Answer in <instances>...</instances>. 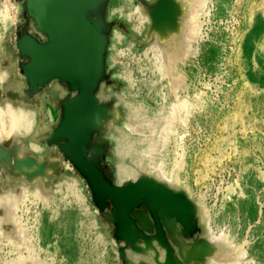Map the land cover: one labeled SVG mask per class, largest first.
Wrapping results in <instances>:
<instances>
[{"label":"rangeland","instance_id":"rangeland-1","mask_svg":"<svg viewBox=\"0 0 264 264\" xmlns=\"http://www.w3.org/2000/svg\"><path fill=\"white\" fill-rule=\"evenodd\" d=\"M6 1L9 11L4 8ZM4 2L0 0V67L5 69L13 61L14 47L16 75L25 83L16 103L31 110L36 123L44 113L43 100L44 109L51 108L53 123L40 137L28 132L20 136L21 148L34 142L50 154L43 163L24 162L30 157L20 146L0 152L2 193L16 194L19 182L40 178L51 195L47 200L24 194L17 215L25 225L28 248L34 251L22 250L11 231H2L1 264H11L20 256L38 264H152L153 259V264H172L163 254L165 246L179 264H264V0H203L197 8L199 37L183 39L187 57L176 68L184 77L181 96L189 101V111L167 147L157 141L158 128L151 141V131L144 125L156 124L174 96L169 76L158 65L160 49L152 36L153 23L142 15L151 0H121L118 9L115 0L86 4L77 0L79 19L92 33L91 37L78 31L63 35L65 39L78 36L70 37L69 50L79 63L87 61L85 74L72 78L53 69L62 55V50L57 49L56 55L53 51L56 32L66 20L64 1L49 3L59 12L52 22L46 21L49 25L35 17L30 0ZM53 33L55 44L48 47ZM88 39L94 40V48ZM25 44L29 46L24 48ZM34 45L42 50L32 51ZM39 69H48L49 77L35 83L31 72ZM76 80L92 86L82 107L83 92L74 85ZM55 83L60 89L54 100ZM103 86L113 90L110 98L98 96ZM116 92L125 105L116 107ZM9 95L0 83L1 110ZM118 113L126 114L123 129L127 133L132 128L131 141L138 137L142 141L132 144V153L115 162L116 142L110 135L116 134H108L106 123ZM17 156L24 163L17 162ZM51 159H57L52 175L45 172ZM148 161H153L158 177L144 166ZM34 165L39 169L33 170ZM16 167L21 172H15ZM170 174L176 184L168 187L164 179ZM29 176L35 178L28 182ZM193 204L204 209L206 220L200 223L191 217V228H187L176 213ZM142 222L150 228H142ZM175 229L180 230L186 254L196 244L209 240L214 245L225 239L236 258L223 256L221 261L206 263L191 257L184 263L168 234ZM159 232L163 239L158 242ZM156 252L163 253L156 256Z\"/></svg>","mask_w":264,"mask_h":264},{"label":"bare ground","instance_id":"bare-ground-1","mask_svg":"<svg viewBox=\"0 0 264 264\" xmlns=\"http://www.w3.org/2000/svg\"><path fill=\"white\" fill-rule=\"evenodd\" d=\"M68 1L69 2H67V3L70 4V6L72 8L70 7L71 8L70 9V8L66 7L65 5H64V7H62L64 10V16L63 17L66 18V20L63 23V25L58 28V30L56 32V35L58 38V43H56V45L54 46V50H57V49L62 50V55L60 57H58L59 64H56L55 68H53V69L57 72V74L62 73L66 77L72 78L73 76L78 77L79 75L85 74V71H86L85 66H86L87 61L84 60L83 63H79L77 58H75L74 54L68 49L69 46H66L64 44V42H66V39L63 37V35L65 36L66 33L78 31V32H81L83 35H86L87 37H91L90 33H92V32L89 30V28L85 24H83L81 22V19H79V16L77 13L78 8L75 9V7L77 6L76 5L77 0H68ZM3 2H4V0H3ZM120 2H121V0L120 1L115 0V9L120 8V6H121ZM202 2H203V0H151V5L148 8L142 10V15H144V17L147 16V17L151 18L150 22L152 21L153 28H154V30L152 32L153 33L152 36H153L154 40L156 41L157 46L159 45L160 51L158 52V55L156 58H157L158 63L159 62L160 63L159 64L156 63V66H157V64L161 65L160 70L164 71V73L167 76H169V83H171L169 85H171V87L174 91V96L172 97V99L168 105V109H165V112L164 113L162 112L163 113L162 115L161 114L158 115V116H160V115L161 116H160L158 121H155L157 125L153 122H150V121L145 122V124H144L146 127V130L148 129L149 131H151V141L153 139L152 134L157 133V131L154 129L158 128L157 141L158 142L160 141L161 145H162V143H164V146H162V147H167L168 146L167 144L170 141H172L171 139L172 138L174 139L173 136L176 133V130H178L177 125H179L178 124L179 121H181V122L184 121L186 119L188 111H189L188 110V107L190 106L189 101L186 99V97L181 96V92H183V90L185 89L184 77H183L182 73L177 71L176 68H177V63L179 61H183L187 57V51H186V48L184 47L185 44H184L183 39L186 37L187 40H189L188 38L195 40L199 37L198 35H199V13L200 12L198 13L197 8L199 9V6L202 4ZM49 3H51V0H34L35 6H39V10H40V12H42L43 16L45 17V21L52 22V19L54 17L59 16V12L57 11L58 10L57 8L55 10H53V8H51V5ZM4 8L6 11H9L11 9L10 5L7 1L4 2ZM35 11H36V9H35ZM138 13H139V11H138ZM67 15L69 17H66ZM6 17L8 18V16H6ZM136 21H137V19H136ZM52 26H55V25L53 24ZM135 29L136 28H134V30ZM8 30H9V28H8ZM150 34H151V32H150ZM150 34H149V36H150ZM148 40H149V38H148ZM150 41H152V40H150ZM151 45H152V43H151ZM28 46H29L28 44H25L24 48H27ZM34 46H36V45H34ZM41 50H42L41 47H38V46L32 48V51H34V52H36V51L40 52ZM11 51H12L13 61L10 64H8L7 67H5V69H2L0 67V83H3L4 87L6 89H8L9 94H10L9 99L5 102V105L3 108L4 112H3V110L0 109V113L2 114L1 117L3 119L1 124H0V152L2 150L3 151L4 150H12V149L18 150L20 143H21V140H22L20 136L23 132H28L30 134L37 133V135L42 134V132L44 133V132H46V130L49 131L50 129H52V123H53L52 117H51V108L48 107L47 109H44L45 104H44L43 100L41 101L42 102L41 110H42V113H43V111H44V113H43L42 117H40L41 115L39 116L40 119L36 123H33V119L36 117V115L34 116L32 114L33 112H31V110H28V109L26 110L25 108L21 107V105H18L16 103V97L18 96V93H19V91H21V89H22V91H24L23 89H25L24 88L25 83H24L22 78L17 77V75H16L17 74V62L15 61L16 60V50L14 47H12ZM158 70H159V68H158ZM88 74H89V72H88ZM86 75H85L84 79H88L86 77ZM48 77H49V70L48 69H44V70L39 69V70H34L31 72V78L35 83H42ZM59 89L60 88L57 85V83L53 84V86L51 88V92H52L51 95L53 96L54 100L56 99L55 95H57L55 93H57V91ZM112 93H113L112 89H109L108 91H106L105 87L103 86L101 89V92L98 94V96L106 99V98H110ZM115 94H116L117 101H118L116 104V107L120 106V105H125L123 102V98L117 92ZM52 96H50V97H52ZM53 99L51 98V100H53ZM97 100H99V99L97 98ZM38 103L40 104V101ZM38 103H37V105H39ZM98 104H99V101H98ZM125 118H126V114L118 113L117 116L114 117V120H109L106 123V125H107L106 128H108V134H109V132H110V134L112 132H114L116 134L115 136L112 134L110 135V139L112 141L116 142L115 158L113 157L114 158L113 161H115V162H118L122 158L123 155H125L127 153H132L131 152V146L133 148V145L136 142L140 143L142 141L139 137L136 140L134 139L131 141L128 133H131L132 128L131 127L128 128L129 132H127V133L123 129V127H125V125H126L124 123ZM115 119L119 120V122L121 120V122L123 123L121 125V127H120V125H117V122H115ZM130 126H131V124H130ZM125 129H126V127H125ZM146 130H145V135H146ZM154 131H155V133H154ZM142 132H139L140 135L143 134ZM145 135L143 134L142 136H145ZM155 135H157V134H155ZM38 136L40 137V135H38ZM38 136H36V138ZM42 138H44V137L42 136ZM146 140H147V138H146ZM35 141H37V139ZM42 141H44V140H42ZM145 142L147 145V141H145ZM39 147H38V144L34 143V142H31V144H29V145L28 144L24 145L22 147L23 149L20 146V149H22L21 152H23V150L28 151V154L30 157V159L24 160V162L28 163L30 160H32V161L36 160V161H39L38 163H40V161L43 163L45 157L49 156L50 154L43 153V150ZM149 148L151 149L152 147H149ZM136 149H138V148H136ZM148 149L145 148L144 150L148 151ZM3 155H4V153H3ZM5 156H6V154H5ZM18 156L20 157V155H18ZM18 156L16 157L17 162L22 163L23 162V161H21L22 158L20 160V158ZM21 156L23 157V155H21ZM52 157L54 158V156H52ZM56 157H57V155H56ZM1 160L2 159H0V161ZM54 161L57 162V159ZM54 161H52V159H51V162L47 165V168H45V172H47L46 174L50 173L52 175V171L54 170L53 168H54V164H55ZM3 163H4V161H3ZM35 163H37V162H35ZM31 164H32V162H31ZM37 165H34V168ZM19 166L21 168V164ZM144 166H148L146 168L150 167L149 169H151L152 172H154V170H155L154 173L156 174V177H158L157 173H156L157 169L155 168L153 170V167H154L153 161L152 162L148 161L147 165H144ZM23 167H27V166L23 165ZM39 167H40V165H39ZM34 168H33V170H35V171H36V169H39V168H35V169ZM18 169L19 168H17L16 169L17 171H15V172H21ZM159 170H161V169H159ZM27 172H30V171H27ZM139 172L140 171H138V173ZM38 173H40V171ZM154 173H153V176H155ZM146 174H147V172H146ZM150 174H151V172H150ZM34 175H36V174H34ZM158 175H160V174H158ZM39 176L37 175L35 177L38 178ZM166 176H165V179L163 178L164 176L162 178L165 181L167 180L166 183L169 182L168 187L171 184H173V185L176 184L175 180L172 177V174H170V177H168V175H166ZM7 177H9V176H7ZM31 177H34V176H29V179ZM40 177L42 178V176H40ZM43 177H46V176H43ZM4 178H6V177H4ZM29 179L27 181L31 182L32 178L30 179V181H29ZM39 179H36V180L34 179V182H31V183L19 182L18 191L16 192V194H14V193L5 194V193H2L0 191V232L11 231L12 234H14V236H16V238H15L16 243L15 244L18 243V245L22 248V250H25L28 252H29V250L31 252H33L34 250L32 251V249L28 248L29 245H27V244L29 242H27L28 241L27 234H26V231L24 228L25 225L22 224L17 213H18V209H19L18 207L20 206L21 202H23V196L25 193H29V194L34 193L37 196L43 197V199H44V197L47 198V200L49 199L48 197L51 196L50 194L47 193L49 191L46 192L45 188L43 187V185L41 184V181ZM164 180H162L161 182H163ZM11 181H9V183ZM132 182H134V181H132ZM44 183H46V182H44ZM163 184H164V182H163ZM173 185H171V186H173ZM167 190H168V188H167ZM71 193H72L73 197L74 196L76 197V195H75L76 193H74L73 191ZM77 197H79V196H77ZM151 204L154 207L157 206V203L155 201L151 202ZM189 205H191V204H189ZM139 215H140V213H139ZM176 216H178L183 221L184 226H186L187 228H191V220H190L191 217L196 218L200 223L205 222V220H206L204 209L197 204L196 205L193 204L190 209L187 206H185V209L183 211L176 213ZM142 223L143 224H141V227L144 228L145 230L150 228V227H148V226H150V224H146L145 222H142ZM168 234H171V240H172L174 246L176 248L178 247V252H179L178 257L184 263L189 261L191 257L192 258L196 257V258L201 259L202 261H204L206 263L210 262L212 260H215V259L221 261V260H223V256L232 257L230 255H233L234 258H236V256L234 255L235 249L233 247H231L225 241V239L220 240L217 244H214V245L208 244L209 240H207V243L204 242L205 244L203 243L202 245L196 244L195 247L193 246L194 247L193 251L189 254H186L185 253L186 251H184V246H185L184 242L182 241V239H180L181 238L180 237V230L179 229L170 230V231H168ZM1 235H0V239H4V238H1ZM8 235H9V233H8ZM28 236H30V235H28ZM15 239H13V240H15ZM30 239L31 238H29V240ZM162 239H163V234H162V232H159L157 235L158 242H159V240H162ZM155 242L153 241L154 245L157 246V243H155ZM19 246H18V248H19ZM30 248H32L31 245H30ZM154 248H155V246H154ZM158 248L156 250H159ZM163 248H161V250H163ZM185 249H187V248H185ZM16 250H18V249H16ZM150 250H152V249H150ZM163 251H164V253L163 252L162 253L165 254L166 259L169 258L172 261V264H179L177 258L176 257H175L176 259L173 258V255L171 254V252L169 251L167 246H165ZM149 252H148V254H149ZM21 253L22 252H20L19 254H21ZM152 253H154V251ZM162 253H158V254H162ZM158 254H157V252L155 253L156 256ZM145 255H146V253H145ZM161 256H163V255H161ZM161 256H159V257H161ZM24 257L20 256L19 259H17L16 261H13L14 263L12 262L11 264H38L36 261L32 260L31 257H30V259L24 258ZM152 257H154V256L152 255ZM149 259H151V258H149ZM149 259H145V260L148 262ZM153 260H152V264H153ZM135 261H134V263H135ZM158 263H160V262H158ZM162 263H163V261H162ZM0 264H1V262H0Z\"/></svg>","mask_w":264,"mask_h":264},{"label":"water","instance_id":"water-1","mask_svg":"<svg viewBox=\"0 0 264 264\" xmlns=\"http://www.w3.org/2000/svg\"><path fill=\"white\" fill-rule=\"evenodd\" d=\"M64 1V4H65V6L66 7H68V8H70L71 6H70V4H68L67 2H69L68 0H63ZM86 3H89V0H85V4ZM84 4V5H85ZM30 5L32 6V8L34 7L35 9H36V11H35V17L39 20V21H41V22H44V23H47L48 24V22H46L45 21V17L43 16V14H42V12H40V10H39V6H35V4H34V0H30ZM72 8V7H71ZM70 8V9H71ZM78 8V5L75 7V9H77ZM74 9V8H73ZM83 20H84V18H83ZM85 21V20H84ZM85 23H86V21H85ZM87 24V23H86ZM49 25V24H48ZM87 25H89V24H87ZM89 27H91V25H89ZM92 28V27H91ZM50 32V31H49ZM93 33L96 35V33H95V31H93ZM51 36H52V39H53V42L50 44V45H48V47H50V46H53L54 44H55V41H54V39H55V34L53 33V34H51ZM71 36H76L77 38H78V36L76 35V34H71V35H69V36H67V39H66V42H64V44L66 45V46H68L70 43H69V40H70V37ZM89 41H90V43L91 44H89V46H92V48H94V40L93 39H88ZM77 42H79V41H77ZM71 48V47H70ZM69 47H68V49H70ZM54 53H55V55H56V50H54L53 51ZM95 66H96V64H95ZM74 85H76V86H80L81 88H82V92H83V101H82V103L80 104V107H82V105H85L86 104V100H85V98H86V95L90 92V90H91V83L89 84V83H87L86 84V82L85 83H82V82H79V81H75V83H74ZM76 164V166H78V164L77 163H75ZM81 170V169H80ZM83 174H84V176H86L85 175V173L83 172ZM91 187V186H90Z\"/></svg>","mask_w":264,"mask_h":264}]
</instances>
